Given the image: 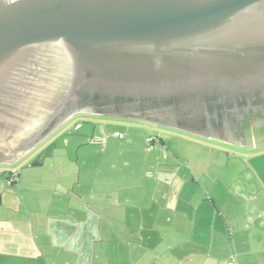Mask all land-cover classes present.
Returning <instances> with one entry per match:
<instances>
[{"label":"water","instance_id":"obj_1","mask_svg":"<svg viewBox=\"0 0 264 264\" xmlns=\"http://www.w3.org/2000/svg\"><path fill=\"white\" fill-rule=\"evenodd\" d=\"M253 98L264 99V0H0L1 162L77 114L207 138ZM263 142L264 130L240 146Z\"/></svg>","mask_w":264,"mask_h":264},{"label":"crops","instance_id":"obj_2","mask_svg":"<svg viewBox=\"0 0 264 264\" xmlns=\"http://www.w3.org/2000/svg\"><path fill=\"white\" fill-rule=\"evenodd\" d=\"M159 145L165 146L161 138ZM166 153L162 158L172 162L160 164L152 148L143 159L122 164V209L115 211L94 208V184L81 197L25 196L32 208L26 212L10 208L18 204L8 196L0 210V264H264V181L246 190L250 196L217 195L216 184H209L208 196H165V205L153 208L150 196L160 176L183 193L187 176L203 169L194 181L200 187L209 168ZM4 203L2 196L0 207Z\"/></svg>","mask_w":264,"mask_h":264},{"label":"rangeland","instance_id":"obj_3","mask_svg":"<svg viewBox=\"0 0 264 264\" xmlns=\"http://www.w3.org/2000/svg\"><path fill=\"white\" fill-rule=\"evenodd\" d=\"M80 119L90 121L93 125L90 136L70 133L73 122ZM117 134L122 135L123 139H119ZM152 137L156 138L155 141L147 143L146 139ZM159 138L163 140L164 148L159 145ZM152 148L158 151L157 160L160 164L173 161L170 156L167 160L162 158V154L166 156L168 151L175 154L181 162L192 161L195 167L196 163L209 167L205 169V183L200 182V187L194 181H198L199 173L202 174L203 169L196 171L195 177L187 176L188 180L185 181L188 185L183 193L177 188H171L160 176L158 183L161 185L157 188L155 183L150 196L153 208L163 207L165 203L162 198L165 196H208L209 184H216L217 195L250 196L252 191L246 190L257 188L264 181L262 143L257 146H237L149 123L79 116L57 129L19 161L6 162L8 165L0 166V198L3 196L5 201L0 210L7 206L8 196H14L16 202L13 204H18L10 208L26 212L32 208L25 196L81 197L93 184V197L95 203L99 204L94 208H104L106 211L122 209V190H119V183H122V164L143 159L145 152ZM163 150L166 152H162ZM174 163L178 168L185 166L177 164L176 161ZM101 166L102 172L98 171ZM93 169L94 172H90ZM181 170L188 174L185 169ZM10 171L18 174L17 181L12 184H9L8 175L6 176ZM182 173L180 171V175ZM170 174L174 177L177 171L171 170ZM142 177H145L144 174ZM156 177L153 174V182ZM59 184L66 187L68 192H64ZM119 193L121 196H118ZM111 194L114 196H108ZM103 198L106 199L101 202ZM148 204L149 201L144 203ZM110 220L117 221L119 218L111 217Z\"/></svg>","mask_w":264,"mask_h":264},{"label":"flooded vegetation","instance_id":"obj_4","mask_svg":"<svg viewBox=\"0 0 264 264\" xmlns=\"http://www.w3.org/2000/svg\"><path fill=\"white\" fill-rule=\"evenodd\" d=\"M239 102L237 101L233 106H231V111L228 114H221L219 116V125L216 129L211 132L207 128V138L212 140L220 141L226 144L233 145H245L248 139V135L253 133H260L264 130V99L253 98V100L245 99L240 105L236 106ZM79 116H91L99 118H112L100 114H77L70 118L69 121L75 119ZM117 119V118H113ZM74 126L79 124H87L90 121L87 120H77L73 122ZM64 124V125H65ZM72 128V129H73ZM5 150V149H4ZM7 159L6 155L0 153V166L8 165V163L1 162V160ZM14 164V163H11ZM10 165V164H9Z\"/></svg>","mask_w":264,"mask_h":264},{"label":"built area","instance_id":"obj_5","mask_svg":"<svg viewBox=\"0 0 264 264\" xmlns=\"http://www.w3.org/2000/svg\"><path fill=\"white\" fill-rule=\"evenodd\" d=\"M117 137L119 139H121V140L123 139V136L120 135V134H117ZM155 139H156L155 137L148 138V139H146V142L147 143H152V142L155 141ZM7 175H8L7 178H8L9 184L15 183L17 181V177H18L17 172L10 171V172L7 173ZM227 264H237V263L234 260H232V261H229Z\"/></svg>","mask_w":264,"mask_h":264},{"label":"trees","instance_id":"obj_6","mask_svg":"<svg viewBox=\"0 0 264 264\" xmlns=\"http://www.w3.org/2000/svg\"><path fill=\"white\" fill-rule=\"evenodd\" d=\"M6 175H7V173H6Z\"/></svg>","mask_w":264,"mask_h":264}]
</instances>
